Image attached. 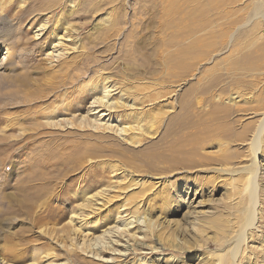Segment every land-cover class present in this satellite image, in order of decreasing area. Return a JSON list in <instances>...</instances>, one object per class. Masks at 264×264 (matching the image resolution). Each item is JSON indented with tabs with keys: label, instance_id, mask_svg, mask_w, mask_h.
Listing matches in <instances>:
<instances>
[{
	"label": "rangeland",
	"instance_id": "374dc122",
	"mask_svg": "<svg viewBox=\"0 0 264 264\" xmlns=\"http://www.w3.org/2000/svg\"><path fill=\"white\" fill-rule=\"evenodd\" d=\"M254 1L0 0L20 40L15 70L0 51V76L25 83L0 103L1 261L27 263L30 245L52 242L43 228L55 256L39 264H264V17ZM104 85L127 106L92 104ZM95 119L126 131L93 129ZM196 147L199 158L181 153ZM101 190L107 203L69 220ZM122 207L141 220L128 255L70 250L73 227L76 239L93 223L100 233Z\"/></svg>",
	"mask_w": 264,
	"mask_h": 264
},
{
	"label": "bare ground",
	"instance_id": "6f19581e",
	"mask_svg": "<svg viewBox=\"0 0 264 264\" xmlns=\"http://www.w3.org/2000/svg\"><path fill=\"white\" fill-rule=\"evenodd\" d=\"M254 6H255V9L258 12H260L261 15L264 17V0H255L254 1ZM11 9H12V4L10 3L7 7H5L3 9V12L5 14H7L8 12L11 11ZM2 19L0 18V23H2V26L0 27V51L2 49H6V51L8 52V58L6 59L5 64H4L3 67H5L6 69H9V70H15L16 69V61L14 59L15 58L14 56H16V55H15V49L14 48H17V45L20 43V40H19V38L18 39H14V40L10 39L11 33L15 32V30H13V27H11L8 24H6V21L4 22ZM67 28H68V26H67ZM67 28L64 27V29H67ZM65 40H68V39H66V38L64 39V37H62V35H60V34H54V42H55V45L53 44L54 47L57 44H60V46L63 47L62 49H66L67 47H66V45L64 43ZM57 50L58 49H56V51ZM48 54H50V52ZM23 84H25L24 81L21 80L20 78H17V76H11V75L0 76V103H1V101H5L4 100L5 97L9 96L10 94L11 95L15 94L16 96L19 95V93L21 94V91H22L21 90V86H23ZM9 86H14L15 88L12 90L13 92H11V90L9 89L7 91L8 94H5L2 91V88L3 87H9ZM110 87L111 86H109V85H107V86L104 85L103 88L101 89V93L102 94L100 96L94 97V100L92 101V104L93 103L95 104L96 102H100L102 104V106H104L107 109V111H109V112H114L115 110H117V109H119L121 107L127 106V105L124 104V102H122L121 100H118V99L109 101L108 95H109L110 91H112V89ZM105 99H107V100H105ZM92 106H96L97 107L98 105H92ZM101 114L105 115L106 113L102 112ZM193 124H195V123L193 122ZM181 125L183 127V124H181ZM195 125H192V127L195 126ZM88 126L89 127L91 126V128H93V129H98V128H100L102 126L103 129L106 130V132L113 131V132H115L116 135H119V134L121 135V134H123V132L126 131V126H121V127L115 128L114 125H111L110 123H108V124H106V123H98L96 121V119L93 120V123L89 124ZM185 128H187V127H185ZM195 132H197L196 129H195ZM151 133H153V132H151ZM194 135H196V134H194ZM132 137L133 138H132V140L130 139L131 140L130 142H132L133 144H136V143L140 142L138 137H135V136H132ZM184 137H185V135H184ZM254 137H257V132H256ZM184 142H188L187 144L189 145V141L188 140L185 139ZM184 145H186V144H184ZM180 146H183V145H180ZM191 146H193V145H191ZM182 148H184V147H182ZM189 149H186V150L184 149L181 153L183 155L186 154L187 158L188 157H190L191 159L194 158V157L199 158V156L197 157V147H196V149H194V148H192L190 150ZM195 150H196V152H195ZM254 153H257L256 149H255ZM192 154H193V156H192ZM194 154H195V156H194ZM204 158H206V157H204ZM191 159H189V160H191ZM224 160H225V157H224ZM185 162H187V161L185 160ZM205 162H207V161H205ZM256 164L257 163L253 159L252 162H250V165L247 166L246 168H244V173L247 175V177H246L247 179H248V176H249V179L251 180L250 176H254V174H255V170L254 169H255ZM250 189L251 188H249V190ZM101 191H97L96 193H94L92 195H88L87 197H85L83 199V201L78 205V207H79L78 209L80 210V213L71 212L69 220L71 221V220H73V218H78L79 220L83 221L86 217H89L92 214H95L96 211L99 210V208H100L99 205H104L105 203H107V201H109V197H108L107 193L105 191H102V193H101ZM81 211L84 212V213H81ZM113 222H114V225L112 224V226H108V227L104 228L103 230H101L100 233H96V231H97L96 229H98L99 225L93 223L94 225L92 224V227L88 228L89 231L84 233L81 236V238H79V239H76L74 237V235H78L79 234V236H80L83 233L82 226L79 225V226L73 227L71 229L73 236L70 237V241H71L70 250L72 248H74L75 250L76 249L79 250L83 255L92 257V259L94 258L95 260H100L102 262H112V263L115 262L116 259H117L114 256L121 257V256L128 255L133 250L132 246H134L132 243H129V241L136 240V239L139 238L138 237V233H136V232H138V230L137 231H132L130 229L135 228L137 225H139L141 220H140L139 216L134 215L132 212H128L126 207H122L121 210L116 213L115 218H113ZM38 233H41L39 235V237L48 235L47 236L48 239L50 241H52V242H50V243L47 242L48 243L47 245H46V243H43L44 246L46 245L45 247H40V246L37 247L34 244L30 245V248H29V250L31 252L30 260L27 263H25V264H39L40 261L42 262L43 259L44 260L45 259L46 260L50 259L49 261H52L51 257L55 256L53 251H52L53 247H54L52 244H53V239H55L54 238L55 234H53V232H51V233L46 232L45 229H43V228L39 229ZM69 233H70V230H69L68 234ZM116 233L118 234V237H119L120 240L117 237L114 240H112L110 238V237L113 236V234L115 235ZM237 235H238V233H237ZM16 236H17V234H16ZM124 237H127V238L124 239ZM237 239L238 240H235V241L237 242L236 243L237 246H239L241 241H243V239L240 236ZM121 241H124V242H121ZM54 243L58 247H61L60 245L63 246V244H61V242L55 241ZM12 252H14V250ZM101 254H107L108 257L104 258L103 255H101ZM52 255H54V256H52ZM0 264H12V263H9V262H6V261L4 262V261H1V259H0ZM52 264H53V262H52ZM138 264H148V263L141 262V263H138Z\"/></svg>",
	"mask_w": 264,
	"mask_h": 264
}]
</instances>
